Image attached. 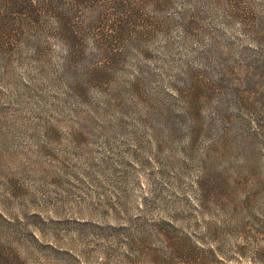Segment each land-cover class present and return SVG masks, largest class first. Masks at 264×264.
I'll list each match as a JSON object with an SVG mask.
<instances>
[{
    "label": "rangeland",
    "instance_id": "obj_1",
    "mask_svg": "<svg viewBox=\"0 0 264 264\" xmlns=\"http://www.w3.org/2000/svg\"><path fill=\"white\" fill-rule=\"evenodd\" d=\"M246 1L253 31L205 19L146 57L0 53V264L241 261L264 209V0Z\"/></svg>",
    "mask_w": 264,
    "mask_h": 264
},
{
    "label": "trees",
    "instance_id": "obj_2",
    "mask_svg": "<svg viewBox=\"0 0 264 264\" xmlns=\"http://www.w3.org/2000/svg\"><path fill=\"white\" fill-rule=\"evenodd\" d=\"M248 6L254 8V3L246 0H0V53L55 54L69 60L146 57L170 50L173 36L183 42H188L187 39L199 42L205 33V19L221 21L230 15L244 29L253 31L263 23L248 13ZM213 33L207 38L210 41L214 39ZM258 38H264V34L259 32ZM255 199L257 204L264 205V193H257ZM260 219L261 230L252 235L244 231L241 261L231 258L227 259L229 262L264 264V209ZM247 246H251V257L244 253ZM209 263L197 260L187 264Z\"/></svg>",
    "mask_w": 264,
    "mask_h": 264
}]
</instances>
